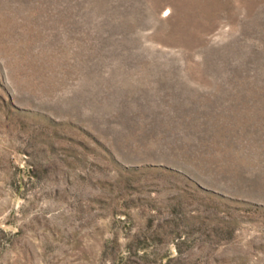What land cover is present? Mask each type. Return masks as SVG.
Wrapping results in <instances>:
<instances>
[{
	"label": "rangeland",
	"instance_id": "rangeland-1",
	"mask_svg": "<svg viewBox=\"0 0 264 264\" xmlns=\"http://www.w3.org/2000/svg\"><path fill=\"white\" fill-rule=\"evenodd\" d=\"M0 264H264V0H0Z\"/></svg>",
	"mask_w": 264,
	"mask_h": 264
}]
</instances>
